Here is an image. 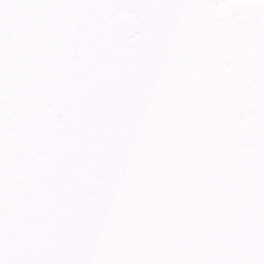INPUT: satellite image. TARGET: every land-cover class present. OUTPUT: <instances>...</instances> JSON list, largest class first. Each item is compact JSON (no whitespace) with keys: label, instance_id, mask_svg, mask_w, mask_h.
Returning a JSON list of instances; mask_svg holds the SVG:
<instances>
[{"label":"snow or ice","instance_id":"1","mask_svg":"<svg viewBox=\"0 0 264 264\" xmlns=\"http://www.w3.org/2000/svg\"><path fill=\"white\" fill-rule=\"evenodd\" d=\"M0 264H264V0H0Z\"/></svg>","mask_w":264,"mask_h":264}]
</instances>
